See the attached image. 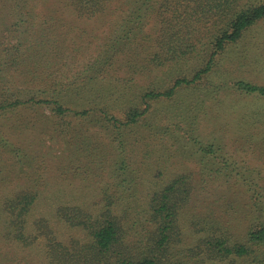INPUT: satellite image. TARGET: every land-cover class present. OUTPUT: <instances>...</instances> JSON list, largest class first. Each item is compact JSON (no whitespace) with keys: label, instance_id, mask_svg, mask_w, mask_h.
<instances>
[{"label":"rangeland","instance_id":"obj_1","mask_svg":"<svg viewBox=\"0 0 264 264\" xmlns=\"http://www.w3.org/2000/svg\"><path fill=\"white\" fill-rule=\"evenodd\" d=\"M124 2L89 18L61 0H40L33 9V37L14 15L13 0L1 3L0 98L13 95L21 103L0 114V202L24 190L37 192L28 220L35 230L41 218L52 221L56 208L66 201L87 212L98 211L108 192L126 206L131 202V222L134 216L142 218L133 229L138 233L143 229L144 202L184 175L193 194L183 209L182 242L177 247H194L209 227L237 237L251 218L252 193L244 185L264 183V98L239 91L236 82L264 86V21L246 31L196 82L176 88L170 97L148 101V106L140 98L147 88L163 92L177 79L193 78L205 66L209 51L202 46L201 30L193 34L197 49L179 65L169 62L151 72L100 65L86 72L114 38L113 30L127 14ZM145 29L154 35L158 25L151 20ZM15 46H21L19 54ZM9 51L12 58L5 57ZM152 52L148 48L143 56ZM52 91L60 96L50 98ZM39 100H59L75 112H90L54 116L52 107ZM137 102L147 111L138 124L121 126L120 131L93 111L106 109L122 118ZM210 145L212 153L207 154ZM191 220L196 221L187 227ZM0 249L15 253L17 262L11 264L26 257L21 264H34L32 259L39 258L38 247L33 251L7 246L3 238ZM181 258V264L189 261Z\"/></svg>","mask_w":264,"mask_h":264},{"label":"trees","instance_id":"obj_2","mask_svg":"<svg viewBox=\"0 0 264 264\" xmlns=\"http://www.w3.org/2000/svg\"><path fill=\"white\" fill-rule=\"evenodd\" d=\"M39 1L13 0L14 15H19L21 24L26 25L24 32L28 37L36 33L31 29V22L33 9ZM61 1L89 18L98 17L108 12L115 3H121V0ZM2 2L0 0V5ZM123 5L127 7V14L113 30L114 38L88 64L86 72L100 65L116 66L118 70L131 72L143 69L151 72L169 62L179 65L189 59L186 56L189 52L197 49L194 36L201 34V30L204 33L202 46L209 51L205 66L193 78L177 79L170 90L163 92L144 88L146 90L140 97L144 105L155 98L170 97L175 94L176 88L196 82L203 73L212 70L218 57L241 41L246 31L257 22L264 21V0H125ZM21 10H25L26 15L24 13L23 16ZM151 20L158 25L154 35L147 34L145 29ZM147 43L148 47L144 45ZM20 47H14L15 54H19ZM148 48L154 52L143 56ZM13 54L9 51L5 57L12 58ZM236 86L243 93L264 98V86L244 80L236 82ZM72 89L68 88L69 92ZM49 93L50 98H56L55 94L60 96L55 91ZM38 102L50 105L54 116L75 112L59 100ZM19 103L13 95H2L0 114L17 107ZM147 109L139 108L137 102L124 110L122 118L109 115L106 109L93 111L101 112L108 122L111 121L119 129L138 124ZM89 112L87 109L75 113L84 115ZM261 135V146L264 148V130ZM121 143L123 146L124 142ZM205 153H212L211 145ZM244 187L247 193H252L249 205L251 218L246 230L235 237L209 227L208 231H204L206 236L188 249L176 245L182 242L181 217L183 209L189 207L188 201L193 194L184 175L178 176L160 193H154L144 202L142 232H133L142 218L134 216L131 222L132 216L128 213H134L131 202L128 200L126 206L124 201L118 202L108 192H104L98 211L87 212L74 202L66 201L56 208L52 221L41 218L33 230L28 226V220L39 197L37 192L24 190L12 199L0 202V226L4 229H0V238L7 241V246L18 245L33 251L38 247L39 258L32 259L34 264H181V257L189 259L183 264H264V183L252 182ZM194 221L187 222V227H192L191 222ZM197 222L202 223L201 220ZM4 250L0 249V264L17 262L15 253Z\"/></svg>","mask_w":264,"mask_h":264}]
</instances>
